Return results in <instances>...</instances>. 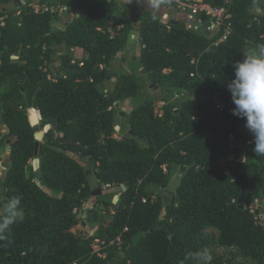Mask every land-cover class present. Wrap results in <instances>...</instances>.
Listing matches in <instances>:
<instances>
[{"label":"trees","instance_id":"trees-1","mask_svg":"<svg viewBox=\"0 0 264 264\" xmlns=\"http://www.w3.org/2000/svg\"><path fill=\"white\" fill-rule=\"evenodd\" d=\"M202 1L230 15L218 45L221 30L163 21L135 1L51 0V11L0 0V160L8 153L0 184L12 211L0 226V264H196L203 251L213 252L211 264H264V157L247 145L227 90L232 63L264 44V9L256 10L264 0ZM62 8L69 18L55 34ZM133 32L136 46L113 74ZM143 92L136 109L119 110ZM85 165L120 197L93 195ZM99 204L112 210L110 225L74 234V212ZM205 227L219 231L217 243ZM117 237L120 246H108ZM94 240L107 244L101 257Z\"/></svg>","mask_w":264,"mask_h":264},{"label":"rangeland","instance_id":"rangeland-1","mask_svg":"<svg viewBox=\"0 0 264 264\" xmlns=\"http://www.w3.org/2000/svg\"><path fill=\"white\" fill-rule=\"evenodd\" d=\"M38 5V6H36ZM138 5V10L137 12H140V11H143V10H152L154 11V13L156 15H158L159 17H164L166 20H170V19H174V13H172V11L174 10L173 8H171L172 6H169L165 3H162L161 1H159V4L157 7H153L151 3L149 2H146L144 3L143 5ZM264 4H260V9L263 10L262 6ZM30 7L34 8V9H43V8H46L47 6H42L40 7V5L38 4V2L34 3V4H31ZM10 9H13L14 6H10L9 7ZM259 9V10H260ZM44 10V9H43ZM67 12V11H66ZM69 18V14L68 12L66 13V16H64L63 19L61 20H65V19H68ZM134 33V32H133ZM131 33V36L129 38V43H133V35H136L137 37V34H133ZM56 49L58 50V52H64L65 50V47L64 46H56ZM127 53L125 54H122L119 59H117L116 61L113 62L112 64V67H111V71L112 73L114 74L117 69L120 67V65L122 64V61H123V57L126 56ZM114 79H110L106 84H105V88H112L113 85H114ZM152 85L148 87V90H151L152 89ZM146 95H147V92H143L142 96L141 97H137V98H133L130 105L129 104H119L117 105L119 110L122 111V112H130V110L132 108H134L135 106L143 103L144 101H146ZM7 133V128L6 127H0V137L2 135H5ZM8 163V153L7 151H5L2 155H1V160H0V182H1V179L3 177V174L5 173V164ZM34 167L35 169L37 168V163H34ZM86 170H88L89 172V176H88V180H89V191L93 192L95 194V196L99 195H113V201L116 200L117 198L120 197V190L116 187H107V186H98L96 181H95V170L92 169L91 167H89L88 165H85L84 166ZM174 189V185H170V188H166L163 189L161 191V196L163 198V200L165 202H168L172 199V194H171V191H173ZM3 193L2 191V186L0 187V194ZM6 199L5 198H1L0 199V215H1V219H4V200ZM8 212L11 213V209H10V203H9V209H8ZM92 215H93V223L92 224H88L87 223V217H88V214H86V218L83 219L84 220V224L80 227H75L73 229V233L74 234H77V235H80L81 233L84 234V236H92L94 233H95V229H96V226L97 225H102V226H109L110 225V222L112 221L113 219V212L111 209H106L105 207H103L101 204L97 205L96 209H94V212H92ZM96 218V220H95ZM202 234L204 236L205 239L208 240L209 243H217L218 240H219V236H220V233L219 231L214 228V227H205L203 230H202ZM102 241H100L99 243H96L95 240L93 241V244H92V248L93 250H99V251H102L103 249V244L101 243ZM214 257V254L212 251H203L200 253L199 257H198V262L196 264H211L212 263V259Z\"/></svg>","mask_w":264,"mask_h":264},{"label":"clouds","instance_id":"clouds-1","mask_svg":"<svg viewBox=\"0 0 264 264\" xmlns=\"http://www.w3.org/2000/svg\"><path fill=\"white\" fill-rule=\"evenodd\" d=\"M159 0H152L155 8ZM233 78L227 83L234 105L232 114L244 120L252 136L253 152L264 157V44L232 63Z\"/></svg>","mask_w":264,"mask_h":264},{"label":"built area","instance_id":"built-area-1","mask_svg":"<svg viewBox=\"0 0 264 264\" xmlns=\"http://www.w3.org/2000/svg\"><path fill=\"white\" fill-rule=\"evenodd\" d=\"M175 2L178 7H182V6L186 7L191 15L197 16V17L204 16L205 18H207L209 20V24L206 29L207 32L211 33V32H214L215 30H221L222 35L219 38V40L215 43V45H218L227 39L228 35L231 32V23L229 21L230 15L226 13V10L224 9L223 6H211L209 4L204 3L203 1H197V0H188L186 2L187 4H184V2L181 0H176ZM231 2L232 0H224L225 4H229ZM164 105H165L164 101H158L154 103L153 111H154V115L157 118H161L163 116ZM216 108L218 110L222 109V105L218 101H216ZM115 138H118V136H115ZM250 144H252V142L247 143V145H250ZM156 198H157L156 195L151 196V202H154ZM143 202H145V199L143 200ZM251 212L254 213V208L251 209ZM74 213H76V217L79 220V224L76 227L82 226L84 224L83 219L86 218L87 212L85 211L76 212L75 211ZM95 242L99 243L100 241L95 240ZM101 243L103 244L102 249L107 247V244L105 241H102ZM111 245H116L119 247L120 238L117 237L116 240L109 241L108 246H111ZM94 251L97 256L99 257L103 256V254L101 253L102 251H99V250H94Z\"/></svg>","mask_w":264,"mask_h":264},{"label":"crops","instance_id":"crops-1","mask_svg":"<svg viewBox=\"0 0 264 264\" xmlns=\"http://www.w3.org/2000/svg\"><path fill=\"white\" fill-rule=\"evenodd\" d=\"M29 1L31 2L30 5L38 2L40 7L47 6L46 8H43L44 10L50 9L51 11H53V7L50 4L51 0H29ZM119 1H122V2H132V1L134 2L135 1L136 4L138 3L140 5H143L146 2H149L152 4V0H119ZM181 1H183L184 4H187L186 2L188 0H181ZM197 1H202V0H197ZM40 2H43V3L40 4ZM262 4H264V1L262 2ZM36 6H38V5H36ZM259 7H260V4L257 5L256 10L258 12H262L263 10H261ZM171 8L174 9L172 11V13H174V19H170L173 22L183 23V24H185V26H187L189 28H193V29H200V30L207 29V27H208L207 20L204 18H201V17L191 15L186 7H183V6L178 7L177 5H175L174 7H171ZM262 8L264 9V5L262 6ZM66 13L67 12H66L65 8H62L59 10L58 19L53 23V32L55 34L61 33L63 31L65 25L67 24L68 19L61 20L64 18V16H66ZM159 18H161L163 21H169V20H166L164 17H159ZM133 34H135V32ZM132 37H133V43L130 44L128 42L126 49H125L124 53H122V54H125L127 52H131V50H133V48L136 46L135 42L137 40V37H136V35H133ZM60 46H64V45L61 44ZM131 101H132V99H129V100L123 102L122 104H129L130 105Z\"/></svg>","mask_w":264,"mask_h":264},{"label":"water","instance_id":"water-1","mask_svg":"<svg viewBox=\"0 0 264 264\" xmlns=\"http://www.w3.org/2000/svg\"><path fill=\"white\" fill-rule=\"evenodd\" d=\"M139 5H140V4H139ZM137 10H138V5H137ZM134 109H136V108H134ZM127 113H129V112H127ZM24 114L27 116L28 121H29L33 126L38 125V123H39V119H38V117L33 113L32 110L27 109V110L24 111ZM38 137H39V136H38ZM37 153H38V144L35 145V150H34V156H35V157L37 156ZM7 167H8V165L5 164V168H7ZM184 171H185V168H184V167H181V168L179 169V172L176 174V176H175V178H174V180H175L176 182L180 179L181 174H182ZM0 186H1V185H0ZM122 189H123V190L125 189L124 186H122ZM93 195H95V194H93ZM5 197H6V194H5V193H1V198H5ZM3 209H4V219H1V220H0V226H2V225L4 224V222H5V220L8 219V218L10 217V213L8 212V209H9V203H8V200H7V199L4 200V207H3ZM87 214H88V217H87V223H88V224H92L93 221H94V220H93L92 211H91V210L87 211Z\"/></svg>","mask_w":264,"mask_h":264},{"label":"flooded vegetation","instance_id":"flooded-vegetation-1","mask_svg":"<svg viewBox=\"0 0 264 264\" xmlns=\"http://www.w3.org/2000/svg\"><path fill=\"white\" fill-rule=\"evenodd\" d=\"M1 185V184H0ZM1 187V186H0ZM172 194V193H171ZM173 197V196H172Z\"/></svg>","mask_w":264,"mask_h":264}]
</instances>
